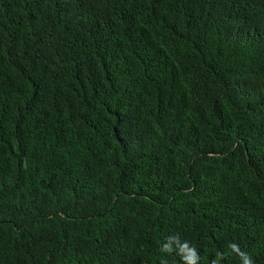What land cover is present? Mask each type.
Wrapping results in <instances>:
<instances>
[{"label":"trees","instance_id":"1","mask_svg":"<svg viewBox=\"0 0 264 264\" xmlns=\"http://www.w3.org/2000/svg\"><path fill=\"white\" fill-rule=\"evenodd\" d=\"M193 249L264 264V0H0V264Z\"/></svg>","mask_w":264,"mask_h":264},{"label":"clouds","instance_id":"2","mask_svg":"<svg viewBox=\"0 0 264 264\" xmlns=\"http://www.w3.org/2000/svg\"><path fill=\"white\" fill-rule=\"evenodd\" d=\"M230 247H232V248H236V247H238L237 245H230ZM193 254H194V256L196 257L195 259H192V260H189L188 262H187V264H197V260H198V254H196L195 253V250L193 249ZM220 258H222V257H220ZM216 264H218V261L216 262ZM246 264H254V262L251 260V258H248V260L246 261Z\"/></svg>","mask_w":264,"mask_h":264}]
</instances>
